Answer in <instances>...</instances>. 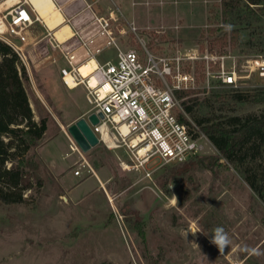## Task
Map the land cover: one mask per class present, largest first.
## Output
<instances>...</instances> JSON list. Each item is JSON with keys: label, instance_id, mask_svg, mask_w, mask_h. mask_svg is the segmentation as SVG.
<instances>
[{"label": "rangeland", "instance_id": "obj_1", "mask_svg": "<svg viewBox=\"0 0 264 264\" xmlns=\"http://www.w3.org/2000/svg\"><path fill=\"white\" fill-rule=\"evenodd\" d=\"M88 1L98 16L111 20L120 49L146 48L174 59L175 67L195 78L180 102L209 99L204 114L217 119L264 112V75L248 70L262 63L252 60H264V17L231 26L223 19L222 0ZM54 30L58 43L73 37L67 22ZM44 38L26 47L23 63L35 120L45 119L48 128L29 154L37 167L30 176L34 190L23 193V204L0 202V264H264V201L213 145L185 164L162 167L152 179L124 170V151L104 144L81 152L89 166H80L83 159L72 153L61 125L67 132L90 105L84 88L71 90L62 82L65 63L57 52H51L54 60L31 62L29 53L33 60L45 54ZM112 49L103 61L116 59ZM233 70L242 77L238 88L220 80L222 71ZM237 92L247 101L236 102ZM178 116L193 122L181 111ZM216 227L232 241L222 254L209 242Z\"/></svg>", "mask_w": 264, "mask_h": 264}, {"label": "built area", "instance_id": "obj_2", "mask_svg": "<svg viewBox=\"0 0 264 264\" xmlns=\"http://www.w3.org/2000/svg\"><path fill=\"white\" fill-rule=\"evenodd\" d=\"M8 1L3 0L0 4ZM110 18L115 20L113 15ZM39 20L27 0H20L0 13V40L11 46L22 62L29 46L28 29ZM99 22L102 31L112 37L110 44L116 47L117 57L104 63L97 62L88 78L82 77L79 70L91 57L80 54L78 43L68 41L61 44L52 39L48 46L49 60H52L51 52H57L66 62L67 67L60 70L62 82L70 89L67 79L70 76L77 88H84L90 105L84 118L100 144L111 150L124 151L127 161L119 158L123 169L139 171L145 179H152L154 173L164 166L184 164L201 155L212 143L194 122L189 120L187 124L178 116V111H181L189 118L177 92L192 88L195 78L183 74L180 65L175 67L174 59L154 56L146 48L143 53L120 49L110 30V20L100 18ZM203 58L209 59V56ZM257 61L264 60H252L254 63ZM253 66L258 65L255 63ZM253 66H248L250 73L261 69V75H264V66H258L254 71ZM241 78L235 70L222 71L220 76L223 85L234 88L239 87ZM92 80H96L94 86ZM93 114L99 117L97 125L89 121ZM70 142L72 153L83 159L80 166H89L71 138ZM75 174L80 176L81 171Z\"/></svg>", "mask_w": 264, "mask_h": 264}, {"label": "trees", "instance_id": "obj_3", "mask_svg": "<svg viewBox=\"0 0 264 264\" xmlns=\"http://www.w3.org/2000/svg\"><path fill=\"white\" fill-rule=\"evenodd\" d=\"M221 8L224 21L231 26L241 25L244 19L254 21L264 17V0H222ZM230 32L237 33L234 29ZM226 36L227 32L221 40H226ZM28 82L26 65L11 46L0 40V202L4 204H23V193L34 190L30 176L37 167L29 154L48 128L45 119L35 120L25 87ZM187 96L186 91L177 92L179 99ZM246 98L239 92L233 95L236 102H246ZM208 102L209 99L200 102L195 97L183 100L182 106L221 156L236 166L253 192L264 201V112L246 117L209 118L204 114L210 107ZM181 121L189 123L183 117ZM206 161L201 159L200 165L211 170L212 164ZM37 182L41 185L39 178Z\"/></svg>", "mask_w": 264, "mask_h": 264}, {"label": "crops", "instance_id": "obj_4", "mask_svg": "<svg viewBox=\"0 0 264 264\" xmlns=\"http://www.w3.org/2000/svg\"><path fill=\"white\" fill-rule=\"evenodd\" d=\"M54 1L58 6V8L62 11L66 22L69 23L73 29V37L69 42L70 43L76 42L80 45L79 47H81L82 49L80 54L81 55L83 54L82 56L88 54L90 57L95 58L97 62L104 63L108 60L103 61V57H105L107 53H109L110 51H113L112 49L113 47L116 50L115 58L117 57L116 47L110 44V42L112 41V37L108 36L106 33H104V31H102L103 29L101 23L99 22L100 18H104V19H108V18L98 16L97 15L98 13L96 12L93 3H90L88 0H54ZM110 23H112L111 20ZM99 31L103 32L104 35L107 36L108 43H106L104 47H101L102 49L98 50L97 48L95 49L91 47L89 40L92 37H94V35H96ZM41 37H45L44 39L47 42H49L50 40L52 41V39H54L52 37V33L46 28V26L43 24L41 20L34 21L33 24L28 29V38L30 43V45L29 44L28 45L34 46L36 44L35 42L38 41ZM47 57H49L48 45H46V51L44 55L36 57V60H33L32 57L30 56V59L31 62L34 63L35 61L40 62L42 61V59H45ZM59 58H61L60 55ZM52 60L54 59L52 58ZM64 63L65 64L62 66V68L67 67L65 61Z\"/></svg>", "mask_w": 264, "mask_h": 264}, {"label": "bare ground", "instance_id": "obj_5", "mask_svg": "<svg viewBox=\"0 0 264 264\" xmlns=\"http://www.w3.org/2000/svg\"><path fill=\"white\" fill-rule=\"evenodd\" d=\"M19 1L20 0H10L6 3L0 4V13L1 11H4L7 7H10L13 4H18ZM27 1L30 3L32 9L38 15L39 19L43 22L46 28L52 33V37H53V33L55 31L54 29L56 28V26L66 22L62 11L58 8L55 1L54 0H27ZM52 23L54 24L56 23V24L51 25ZM89 43L91 44V47L95 49L97 48L99 50L102 49L101 47H104L106 43H108V39L103 32H99L96 36L92 37L89 40ZM96 65H97L96 59L91 57L88 62L80 66V70H79L80 75L84 78H88L91 75L93 69H95ZM259 66L263 67L264 61ZM67 79L70 89H76L78 87L70 76ZM91 83L94 86L96 84V80H92ZM61 127L62 130L66 133L67 137L70 139V136L67 134L68 132H66L64 126L61 125Z\"/></svg>", "mask_w": 264, "mask_h": 264}, {"label": "water", "instance_id": "obj_6", "mask_svg": "<svg viewBox=\"0 0 264 264\" xmlns=\"http://www.w3.org/2000/svg\"><path fill=\"white\" fill-rule=\"evenodd\" d=\"M89 121L92 125H97L99 123V117L93 114L89 117ZM67 132L83 153H88L92 148L100 144L98 137L84 117L69 126Z\"/></svg>", "mask_w": 264, "mask_h": 264}, {"label": "clouds", "instance_id": "obj_7", "mask_svg": "<svg viewBox=\"0 0 264 264\" xmlns=\"http://www.w3.org/2000/svg\"><path fill=\"white\" fill-rule=\"evenodd\" d=\"M176 199L177 198L174 196L173 198L174 202L176 201ZM190 231L193 234L200 232L197 230H190ZM188 234H189L188 231L184 233L186 238L188 237ZM209 242L212 245L216 246L221 254L224 253L225 249L229 248L230 245L232 244L229 234L226 232V230L223 227H216L212 230V233L209 237Z\"/></svg>", "mask_w": 264, "mask_h": 264}]
</instances>
